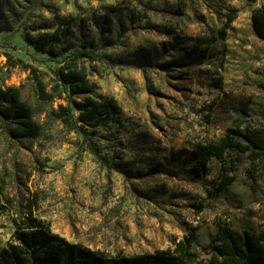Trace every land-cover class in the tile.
Listing matches in <instances>:
<instances>
[{"label":"rangeland","instance_id":"rangeland-1","mask_svg":"<svg viewBox=\"0 0 264 264\" xmlns=\"http://www.w3.org/2000/svg\"><path fill=\"white\" fill-rule=\"evenodd\" d=\"M0 4L12 25L0 33V85L20 89L43 129L34 140L0 132V250L33 196L53 233L112 256L154 254L193 236L203 258L217 222L238 231L264 227V162L211 158L202 170L193 155L195 144L218 140L243 111L264 125V41L251 26L264 0ZM232 9L237 17L226 37L197 46L216 36ZM56 15L83 20L74 45L94 42L95 60L80 61L96 84L90 96L121 108L120 125H102L86 139L56 116L67 95L39 99L29 73L14 64L31 65L54 85L59 60L27 45L22 30L52 32Z\"/></svg>","mask_w":264,"mask_h":264},{"label":"trees","instance_id":"trees-1","mask_svg":"<svg viewBox=\"0 0 264 264\" xmlns=\"http://www.w3.org/2000/svg\"><path fill=\"white\" fill-rule=\"evenodd\" d=\"M2 5L0 33L12 30ZM236 17L237 11L229 10L227 20L216 36L198 39L197 46H208L217 39H224L229 25ZM55 25L52 32H39L36 35L25 28L22 30V38L27 45L51 60H59V66L51 79L53 86L49 87L42 77L44 74L31 65L21 60H16L14 64L21 65L29 73L39 99L48 101L55 95H67V105L59 104L56 116L85 139L94 135L102 125H120L121 108L116 100L106 96L96 100L90 96L96 84L89 80L80 61L95 60L92 51L94 42L86 39L78 46L74 45L75 41H79L78 37H83V20L56 15ZM251 26L255 36L264 41V6L252 10ZM243 112L245 116L234 119L218 140L195 144L193 155L202 170L206 169L211 158L224 163L247 155L251 163L264 162V125H254L253 121H247L249 113ZM1 130H5L13 139L34 140L42 135V126L35 121L31 106L23 100L17 87L3 88L0 85ZM88 149L93 151L91 145ZM227 185L229 182L225 181L223 186ZM4 189L5 181L0 177V193ZM37 203V197L33 196V199L28 200L25 211L12 218L14 232L11 242L0 250V264H264V227L257 231L245 227L238 231L227 223L217 222L216 231L205 248L203 258L196 253L197 243L193 236L174 241L172 249L154 254L112 256L53 233L51 225L36 215Z\"/></svg>","mask_w":264,"mask_h":264}]
</instances>
